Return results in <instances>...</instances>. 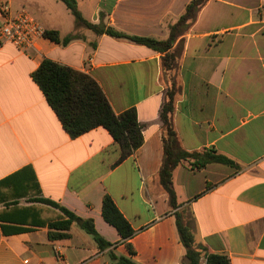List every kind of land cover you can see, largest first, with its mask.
Wrapping results in <instances>:
<instances>
[{
	"label": "crops",
	"instance_id": "1",
	"mask_svg": "<svg viewBox=\"0 0 264 264\" xmlns=\"http://www.w3.org/2000/svg\"><path fill=\"white\" fill-rule=\"evenodd\" d=\"M191 1L75 3L92 25L165 40ZM45 2L0 0V23L4 8L12 14L26 3L43 13ZM263 5L207 0L164 51L76 26L64 5L65 11L54 9L37 21L60 38L71 35L66 45L43 36L26 53L10 43L0 47V264H114L110 253L137 264L187 263L158 179L159 114L172 83V121L181 147L214 151L235 163L199 165L188 158L173 169L176 201L191 214L194 243L225 254L229 264H264ZM43 58L92 77L115 114L134 107L141 145L117 162L120 146L104 127L71 138L31 77ZM105 194L134 230L129 238L103 220ZM33 198L91 218L111 245L100 249L75 222L69 238L50 240L48 222L60 212Z\"/></svg>",
	"mask_w": 264,
	"mask_h": 264
},
{
	"label": "trees",
	"instance_id": "2",
	"mask_svg": "<svg viewBox=\"0 0 264 264\" xmlns=\"http://www.w3.org/2000/svg\"><path fill=\"white\" fill-rule=\"evenodd\" d=\"M59 1L71 12L76 26L83 25L96 33H106L112 37L127 39L158 51H164L171 46L176 36L189 26L198 10L207 0H192L188 3L182 15L170 27L169 35L165 40L128 35L112 27L92 25L82 18L75 0ZM43 36L62 45H66L71 39V35L60 38L58 32L52 29H45ZM31 77L71 138H75L94 127H104L120 146L121 154L117 162L132 154L141 145L142 126L137 121L135 108L131 107L120 114H115L98 83L88 74L49 58H43L32 72ZM175 92L176 86L172 83L166 91L159 114L163 150L158 179L167 195L168 205L174 210V222L178 238L184 248L186 264H200L201 259L204 260L205 264H229L225 254L209 252L203 244L194 243L195 227L189 211L183 207L179 208L176 201L172 186V171L178 163L188 158H196L198 160L196 163L199 165L216 162L234 166L235 163L227 156L214 151L188 152L181 147L172 121ZM32 201L44 203L60 212L48 222V238L50 240L69 238L70 225L75 222L93 238L100 249L111 245L96 231L91 218H81L48 198H33ZM101 215L106 223L116 229L122 239H127L134 233L129 222L108 194L102 197ZM129 253L130 255L133 254L131 248H129ZM109 256L114 264H137L129 257L116 256L113 253H110Z\"/></svg>",
	"mask_w": 264,
	"mask_h": 264
},
{
	"label": "built area",
	"instance_id": "3",
	"mask_svg": "<svg viewBox=\"0 0 264 264\" xmlns=\"http://www.w3.org/2000/svg\"><path fill=\"white\" fill-rule=\"evenodd\" d=\"M1 14L0 47L10 43L23 53L37 48L38 40L44 35V28L30 13L20 8L10 14L4 8Z\"/></svg>",
	"mask_w": 264,
	"mask_h": 264
},
{
	"label": "rangeland",
	"instance_id": "4",
	"mask_svg": "<svg viewBox=\"0 0 264 264\" xmlns=\"http://www.w3.org/2000/svg\"><path fill=\"white\" fill-rule=\"evenodd\" d=\"M46 11L43 12L44 15L52 12L55 9V12H59V11H65V6L61 3L58 2L56 0H46V2L44 3ZM28 13H30L36 20L39 18L40 16L43 14L40 12V10L37 7L34 6H30L29 4L23 3L22 6Z\"/></svg>",
	"mask_w": 264,
	"mask_h": 264
}]
</instances>
